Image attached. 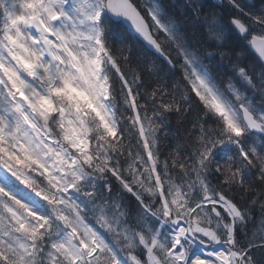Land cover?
Returning a JSON list of instances; mask_svg holds the SVG:
<instances>
[{
  "label": "snow or ice",
  "instance_id": "snow-or-ice-1",
  "mask_svg": "<svg viewBox=\"0 0 264 264\" xmlns=\"http://www.w3.org/2000/svg\"><path fill=\"white\" fill-rule=\"evenodd\" d=\"M0 264H264V0H0Z\"/></svg>",
  "mask_w": 264,
  "mask_h": 264
},
{
  "label": "trees",
  "instance_id": "trees-1",
  "mask_svg": "<svg viewBox=\"0 0 264 264\" xmlns=\"http://www.w3.org/2000/svg\"><path fill=\"white\" fill-rule=\"evenodd\" d=\"M173 127H175V125H173Z\"/></svg>",
  "mask_w": 264,
  "mask_h": 264
}]
</instances>
